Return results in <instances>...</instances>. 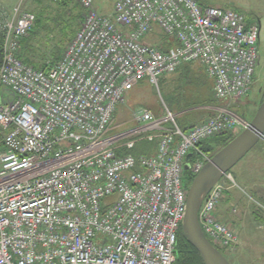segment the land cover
Wrapping results in <instances>:
<instances>
[{"label":"built area","instance_id":"1","mask_svg":"<svg viewBox=\"0 0 264 264\" xmlns=\"http://www.w3.org/2000/svg\"><path fill=\"white\" fill-rule=\"evenodd\" d=\"M75 1L84 22L48 72L18 57L36 16L15 10L18 17L4 25L0 264H175L186 158L192 155L197 176L212 158L201 145L245 122L222 108L183 131L168 109L161 119L140 109L137 128L122 130L115 114L141 82L158 87L184 64L205 68L219 100L247 97L261 60V26L196 0H115L113 16L95 0ZM156 32L177 45L163 51L145 43ZM142 141H158L156 154L129 153ZM228 178L199 216L204 234L226 253L239 244L237 230L216 216Z\"/></svg>","mask_w":264,"mask_h":264},{"label":"rangeland","instance_id":"2","mask_svg":"<svg viewBox=\"0 0 264 264\" xmlns=\"http://www.w3.org/2000/svg\"><path fill=\"white\" fill-rule=\"evenodd\" d=\"M95 1L100 12L114 15L115 0ZM200 1L207 6L242 12L250 22H257L260 19L261 60L251 92L247 97L237 102H224L232 112L240 115L245 113L246 119L244 120L249 123L262 100L258 91L262 88L264 92V0ZM15 10L19 11L18 15L26 11L36 13L38 18L39 14L41 15L40 25L36 24V27L34 26L30 33L22 39L18 51V56L20 54L23 60L39 65L56 59L55 57L58 55L63 57L74 40L76 29L80 28L84 22L82 7L75 0H71L67 5H62L61 0H0V22H5V24L13 22L18 17ZM160 33L156 32L150 38H163L165 35ZM26 40L28 41L25 49L23 42ZM189 68L186 73L178 72L170 75L158 87L147 82L142 85L141 90L136 89L129 92L125 98L128 105L126 104L115 117L117 125L122 130L132 127L131 115L141 108L150 111L157 119L163 118L165 109H168L176 116V121L181 120L188 125L199 124L201 120L212 116L214 112L217 113L222 105L214 98L212 81L205 69L199 68V66ZM241 130L238 128L237 132L239 133ZM117 132L118 130L113 134ZM230 175L232 180L228 178L224 181L226 190L221 203L226 197L231 200L224 204L228 208V210L224 209V212L226 215L229 213L231 219L224 222L236 229L237 233H240V238L239 244L232 251L225 253L226 257L233 264H240L238 263L239 259L237 260V249L242 242L246 252L245 262L247 264H264V219L262 222H258L252 216L253 213L260 217L261 207H264V140L230 172ZM230 206H232V210ZM242 213L248 219L247 221H239L237 218ZM262 217L264 218V213Z\"/></svg>","mask_w":264,"mask_h":264},{"label":"water","instance_id":"3","mask_svg":"<svg viewBox=\"0 0 264 264\" xmlns=\"http://www.w3.org/2000/svg\"><path fill=\"white\" fill-rule=\"evenodd\" d=\"M263 89L259 90V95ZM245 114H243V118ZM264 140V100L253 119L225 147L220 149L194 178L187 194V208L182 223L183 237L197 250L204 264H231L204 234L199 216L210 191L221 182L261 141ZM192 155L186 158L184 169L191 167Z\"/></svg>","mask_w":264,"mask_h":264},{"label":"trees","instance_id":"4","mask_svg":"<svg viewBox=\"0 0 264 264\" xmlns=\"http://www.w3.org/2000/svg\"><path fill=\"white\" fill-rule=\"evenodd\" d=\"M71 0H61V4L62 5H67ZM202 7H207V5L203 4L200 0H196ZM82 11L85 15V11L84 9L82 8ZM26 12H30V13H33L35 16H36V22H35V27H36V24L37 26L40 25V18H41V15L39 14V18L37 17L36 13L32 12V11H26ZM239 12V11H237ZM242 13V12H240ZM245 15V14H244ZM246 16V15H245ZM247 18V16H246ZM80 19V18H79ZM4 20V18H3ZM5 21V20H4ZM39 21V23H38ZM247 22L250 24V23H253V22H250L247 18ZM258 22V21H257ZM4 25H5V22H0V68L3 64V60H4V43H5V32H4ZM81 28V26H80ZM80 28L76 29L75 31V36L77 34V32L80 30ZM161 34V33H160ZM163 34V33H162ZM165 35V34H164ZM151 37V36H150ZM148 38L145 43L149 42L150 44H154V45H157L160 49H162L163 51H167L170 47L172 46H175L177 45V43L171 39V38H167L166 35L163 37V38H158V39H152V38ZM75 38V37H74ZM27 41H24L23 42V47L26 49L27 47ZM19 59H21L23 61V63H25L26 65H29V66H32L34 67L36 70H40V71H44V72H48L52 69V67L58 63L60 61V59L62 57H60L58 55V57H55L56 59H52L51 61H49L48 63H44L43 65H39V64H35L34 62H26L25 60H23L21 57V55L19 54ZM191 66H199V68H204L198 64H184L182 65L175 73H178V72H187L189 71L188 69H190L189 67ZM205 69V68H204ZM206 72V70H205ZM172 75V74H169V75H164L160 78V81H159V85H162V83L168 79V77ZM211 80V79H210ZM212 81V80H211ZM144 83H147V81H143L140 83V85H143ZM139 85V86H140ZM212 85H213V93H214V84L212 82ZM260 90V89H259ZM258 94H259V91H258ZM262 96V100L260 102V104L263 102L264 100V92L260 95ZM214 98H216L222 105V107L220 108H228L230 111L231 108L230 107H227V105L224 104L223 101L219 100L215 94H214ZM215 99V100H216ZM216 100V101H217ZM223 102V103H222ZM167 103V102H166ZM169 103V102H168ZM167 103V104H168ZM259 104V105H260ZM170 105V104H169ZM224 106V107H223ZM259 107V106H258ZM171 108V107H170ZM219 108V109H220ZM172 111H174L173 109H171ZM217 113L214 112V114L210 117H208L207 119L215 116ZM236 114V113H235ZM243 114L244 113H241L240 114H236L240 117L243 118ZM207 119H204V120H201V122L207 120ZM244 119H246V115L244 117ZM177 125L183 130V131H187L189 130L190 128H192L193 126L197 125V124H187L185 122H182L181 120H177ZM181 122V124H180ZM200 122V123H201ZM237 131H229V132H225L215 138H212L210 139L209 141L203 143L201 145L202 147V150L209 154L211 157H213L220 149H222L223 147H225L229 142H231L238 134ZM145 143H148V144H145ZM145 144V145H144ZM140 146V148H138V146ZM157 148H158V141H154V142H149V141H142L140 143L137 144L136 148L132 151H130L129 153L136 156V157H139L141 155H146V156H153L156 154L157 152ZM138 149V150H137ZM195 176L193 175L191 169L189 170H185L184 171V180H185V186L187 189H189L190 185L192 184L193 180H194ZM255 219L260 221V218L256 215L255 216ZM176 256H177V260L175 262V264H204L199 253L197 252V250L183 237L182 235V228L179 230V233H178V241H177V249H176Z\"/></svg>","mask_w":264,"mask_h":264},{"label":"crops","instance_id":"5","mask_svg":"<svg viewBox=\"0 0 264 264\" xmlns=\"http://www.w3.org/2000/svg\"><path fill=\"white\" fill-rule=\"evenodd\" d=\"M148 82V81H147ZM140 85V84H139ZM137 86L135 89H134V91L136 90V89H138V90H141L142 89V85H140V86ZM128 95V94H127ZM127 95H126V97H127ZM127 104V99H125V102L122 104V105H120V107L118 108V110H117V112H116V114H115V117H116V115H118V113L120 112V111H122V109L124 108V106ZM128 105V104H127ZM141 109H144V108H141ZM146 110V109H145ZM135 112H133L132 113V115H131V121H132V119H133V114H134ZM131 125H133L132 127H129V128H137V125L132 121V123H131ZM225 200H227V201H225ZM225 200H223V202L221 203V205L218 207V210H217V212H216V216H217V218H218V220H221V221H228V220H230L231 219V216L229 217V213L226 215V213L224 212V209H226V210H228V208H226L225 207V202H231V200L228 198V197H226V199ZM262 208V210L260 211L261 212V215H260V221H258V220H256L255 219V221H258V222H262V220L264 219L263 217H262V215H263V213H264V208L263 207H261ZM230 209L232 210V206H230ZM252 216H256V215H253V213H252ZM253 217V218H254ZM238 219H239V221H247L248 219L246 218V216L244 215V213H242V214H240V215H238V217H237ZM242 224V223H241ZM262 226V225H261ZM263 227V226H262ZM239 238H240V233H239ZM249 245V244H248ZM244 248H245V246H244V244L241 242L240 243V245H239V247H238V249H237V251H238V253H237V260L239 259V261H238V263H240V264H247L246 262H245V259H244V255H245V250H244ZM242 262V263H241ZM254 263H256V262H254ZM264 263V262H263ZM233 264V263H232Z\"/></svg>","mask_w":264,"mask_h":264},{"label":"flooded vegetation","instance_id":"6","mask_svg":"<svg viewBox=\"0 0 264 264\" xmlns=\"http://www.w3.org/2000/svg\"><path fill=\"white\" fill-rule=\"evenodd\" d=\"M258 23L260 24V26H261V22H260V19H258ZM245 114V113H244ZM264 208V207H263ZM231 264H232V262H231Z\"/></svg>","mask_w":264,"mask_h":264}]
</instances>
